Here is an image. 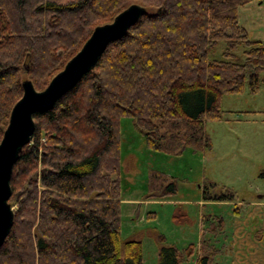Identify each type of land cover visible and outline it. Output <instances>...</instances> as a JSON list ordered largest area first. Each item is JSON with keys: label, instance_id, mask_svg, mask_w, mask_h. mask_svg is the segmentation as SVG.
<instances>
[{"label": "trees", "instance_id": "obj_1", "mask_svg": "<svg viewBox=\"0 0 264 264\" xmlns=\"http://www.w3.org/2000/svg\"><path fill=\"white\" fill-rule=\"evenodd\" d=\"M249 1L0 0V137L21 95L22 67L41 90L95 26L131 3L146 11L49 109L32 115L30 140L9 179L13 218L0 264H142L140 241L120 238V186L109 178L119 170L120 119L130 118L153 151L208 150L203 123L220 118V96L240 93L244 82L256 93L264 71V46L237 18ZM219 40L227 42L223 58L209 59ZM239 45L237 62L232 51ZM258 175L264 179V170ZM164 178L149 170L148 187L175 193ZM224 198L232 193L203 194ZM192 247L161 245L157 264H180ZM204 251L195 264L209 263L213 253Z\"/></svg>", "mask_w": 264, "mask_h": 264}, {"label": "rangeland", "instance_id": "obj_2", "mask_svg": "<svg viewBox=\"0 0 264 264\" xmlns=\"http://www.w3.org/2000/svg\"><path fill=\"white\" fill-rule=\"evenodd\" d=\"M237 18L247 37L264 46V2L249 1L237 9ZM226 43L216 42L207 57L223 58ZM243 50L244 46L239 45L232 51L234 61L242 60ZM19 78L28 79L24 67ZM218 107L220 118L203 123L210 142V148L204 152L188 147L176 155L153 151L144 144L130 118L120 119L119 170L117 174L109 173V178L117 177L120 186V238L133 237L140 241L142 264H157V249L161 245L172 244L181 250L191 243L194 244L191 253L182 255L180 264H194L197 250L215 252L208 264L262 263L264 254L252 251L250 258L245 247L238 255L227 256V244L234 226L244 217V212L234 213V203L244 206L258 195L264 197V179L258 175L264 170V71L259 73L256 93H249L244 82L240 93L222 94ZM149 170L162 172L163 186L173 181L175 193L162 196L159 189L152 192L148 187ZM225 191L232 193L231 199H203V194L218 195ZM10 206L13 210L14 206ZM243 206L239 207L240 211L244 210ZM210 215L218 220L216 217L215 221L209 220ZM246 220L236 232L251 226L252 233L258 220L252 213ZM239 243L238 236L235 245Z\"/></svg>", "mask_w": 264, "mask_h": 264}, {"label": "water", "instance_id": "obj_3", "mask_svg": "<svg viewBox=\"0 0 264 264\" xmlns=\"http://www.w3.org/2000/svg\"><path fill=\"white\" fill-rule=\"evenodd\" d=\"M145 8L131 3L114 15L110 22L95 26L80 48L64 63L41 90L29 79L20 82L21 95L10 108L0 137V245L9 232L13 210L8 203L12 166L34 128L32 115L49 109L56 99L89 72L111 41L121 37L143 14Z\"/></svg>", "mask_w": 264, "mask_h": 264}, {"label": "crops", "instance_id": "obj_4", "mask_svg": "<svg viewBox=\"0 0 264 264\" xmlns=\"http://www.w3.org/2000/svg\"><path fill=\"white\" fill-rule=\"evenodd\" d=\"M240 206H243V205L238 206V203L236 202L234 203V207H235L234 213H236V215H239L244 212V217L242 220H240L239 223L236 224V226H234L233 231L231 232L230 244H227V256L234 255V254L238 255V251L241 252V249L243 247H245L244 249L247 251L250 258H251V254H254V253L263 255L264 254V197L263 195H258L255 201H249L247 204H244L243 206L244 210L242 211H240L239 209ZM251 213L254 214L255 218L258 220L256 221L257 225L254 227V230L251 229V231L253 230L252 233L249 230V228H252L251 226L247 228L241 227V231L236 232V230L239 229L240 224L243 223L247 218H249V215ZM238 236H239L240 243L238 245H235V239ZM192 245L194 246V244ZM252 251L254 253H251ZM211 252L213 254L215 253L213 251ZM199 254H202V253L200 250H197L195 253L194 264H195L196 258L200 256ZM246 258L247 256H245L244 260H246ZM237 260H239V257H237ZM251 261L253 262V260ZM261 262L264 263V257H261Z\"/></svg>", "mask_w": 264, "mask_h": 264}]
</instances>
